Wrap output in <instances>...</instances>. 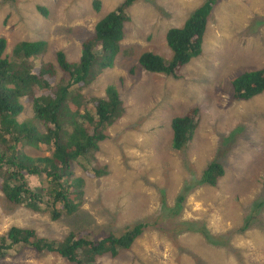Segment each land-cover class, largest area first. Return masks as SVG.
I'll return each mask as SVG.
<instances>
[{
    "label": "rangeland",
    "instance_id": "374dc122",
    "mask_svg": "<svg viewBox=\"0 0 264 264\" xmlns=\"http://www.w3.org/2000/svg\"><path fill=\"white\" fill-rule=\"evenodd\" d=\"M92 1L0 0V37L6 39L4 54H11L21 41L40 38L46 43L35 42L37 54L44 45L43 48L50 47L42 56L44 61L56 62L58 50H63L69 61L77 60L82 40L91 36L89 32L94 30L95 21L105 10L96 14ZM188 1L194 2L187 4L190 8L179 4L180 0H168L170 9H167L168 5L162 4V0H136L128 9L131 25L127 24L122 39L128 57L119 56L111 67L102 69L95 63L89 73L94 81L76 83L70 94L67 105L72 107L74 100L79 99L78 107L84 110L85 100L92 108L90 97L103 95L106 87L113 85L119 90L123 107L119 119L104 128L106 137L99 142L96 153L99 163L107 166V174L99 178L85 176L81 208L86 214L72 218V228L81 226L86 230L90 227L85 221L93 220L91 224H100L98 230H103L101 224L105 223L119 233L133 221L144 223L141 235L129 251L117 258L100 257L97 264H264V213L253 207L264 198V91L241 101L232 97L230 84L237 73L264 67V0L228 2L225 7L231 10L229 21L196 20L202 32L199 47L203 56L193 59L183 69V77L176 79L163 73L142 70L132 74L127 71L130 66L138 67L134 62L143 49H154L164 57L167 53L170 56L171 49L164 36L178 20L174 19L172 9L177 17L189 19L191 8L203 2ZM118 2L102 0L101 7H115ZM38 4L48 7L47 16L36 11ZM214 12H217L216 7ZM148 17L145 22L141 21ZM254 17L258 19L252 22ZM152 21L160 27L155 33ZM67 28L70 34L65 33ZM150 33L153 40H147ZM216 34L226 47L217 45ZM217 49L226 52L223 54ZM54 65L57 69L55 81L63 71ZM69 65L77 68L75 64ZM37 67L35 64L34 69ZM22 101L24 109L17 117L28 121L29 101L27 98ZM192 106L199 109L198 133L193 144L187 143V147L177 150L172 147L171 120ZM68 116L69 110L63 113V121ZM146 146H151L152 151ZM23 149L29 155L39 154L27 145ZM49 153L45 151L44 154ZM210 162L219 163L225 169L215 186L202 185L200 179ZM194 182L198 185L190 187ZM39 183L44 185L45 178L41 177ZM70 183L73 189L79 188L83 178L75 176ZM262 186V193L255 198ZM187 189L179 214H173L171 209L164 215L166 207L174 206L176 196ZM1 201L0 233L11 225L32 228L37 234L38 226L44 233L51 236L54 233L57 237L68 230L69 224L51 220L46 213L28 210L25 206L9 208ZM168 217L176 227L172 231L159 229L168 226L163 221ZM197 218L205 221L213 235L214 229L220 232L233 228L236 231L239 225L249 226L231 238L233 248L230 251L235 250L234 253L209 244L200 232H187L185 226ZM182 227L184 230L180 229ZM257 239L262 243H256ZM17 251L4 255L0 264H71L57 254L39 256L27 250L20 258Z\"/></svg>",
    "mask_w": 264,
    "mask_h": 264
},
{
    "label": "trees",
    "instance_id": "16d2710c",
    "mask_svg": "<svg viewBox=\"0 0 264 264\" xmlns=\"http://www.w3.org/2000/svg\"><path fill=\"white\" fill-rule=\"evenodd\" d=\"M134 1L121 0L114 10L102 16L94 27L95 39L91 34L88 39L82 40L80 55L75 61H69L63 50L56 52V62L44 61L42 56L45 45L41 49L42 52L37 54L38 48L35 44L46 43L40 38L35 41H21L15 49L13 48L11 54L6 55V39L0 37V201L3 200L2 204L9 205V208L25 206L28 210L47 212L50 219L62 220L71 226L69 228L68 225V230L60 237L52 233V238H38L32 228L11 225L7 231L0 233V259L7 253H12V247L13 252L30 247L35 249L39 256L46 252H55L71 264H97L100 257L117 258L124 255L141 235L144 223L140 220L133 221L130 227L119 233L112 231L105 223L101 224L103 230L100 231V224L90 223L94 222L93 220L85 221L86 226L91 228L85 232L72 228V218L86 214L81 208L85 176L99 178L107 174V166L99 163L96 153L99 150V142L106 137L104 128L119 119L123 107L122 99L113 85L107 86L103 95L90 97L92 108L88 106L89 102H86L85 98L84 110L78 107L79 99L74 100L72 107L67 105L76 83L94 81L95 78H89V73L95 63L102 69L111 67L119 52L128 57L125 49L119 44L123 32L122 26L119 30L117 24L121 25L123 20L130 19L126 9ZM213 3L214 0H205L192 10V16L183 28H170L166 32L165 39L172 52L169 59L155 51L144 50L138 57L139 66H130L128 71L135 74L146 69L179 78L181 65L201 52L199 44L202 41V32L200 33L196 20H205ZM101 4V0L92 1V6L97 11L100 10ZM36 8L45 16L49 13L44 5L38 4ZM257 19L258 17H254L252 22ZM113 21L116 24L107 28L108 23ZM68 30L70 29L67 28L66 31ZM93 43L98 44L100 49L95 48ZM35 64H38V67L34 69ZM54 64L63 71L55 81L57 69ZM69 64H75L77 68H70ZM230 84L233 88L232 97L237 100H248L254 95H259L264 91V67L239 72L231 78ZM20 98H27L29 101L31 118L28 121L19 120L17 117L24 107ZM68 110V119L63 121L62 115ZM195 113L196 110H191L188 114L171 120L173 148H184L192 139L196 126ZM25 145L33 147L36 150L34 153L39 154L29 155L23 149ZM45 151L50 153L45 155ZM76 171H82L84 174ZM69 174L71 177L66 176ZM224 174L222 165L210 162L200 175L202 185L215 186ZM75 176H81L83 184L73 189L70 179ZM41 177H45L44 185L30 187L31 182L38 181ZM194 185L198 183L194 182L190 187ZM262 188L263 186L255 198L262 193ZM187 192L188 189L181 191L175 198L174 206H167L163 214H169L171 209L173 214H179ZM253 207L263 214L264 198ZM107 220L111 222V219ZM163 221L168 226L159 229L172 231L176 227L169 217ZM152 226L156 228L154 223ZM185 227L191 233L200 232L209 244L234 253L235 250L230 251L233 248L231 238L245 230L239 225L236 231L233 228L220 232L214 229L213 235L205 226V221L200 218L194 219L191 225ZM180 229L184 230L183 227ZM172 236L171 233L170 237ZM257 240L256 243H262Z\"/></svg>",
    "mask_w": 264,
    "mask_h": 264
},
{
    "label": "clouds",
    "instance_id": "9594fccd",
    "mask_svg": "<svg viewBox=\"0 0 264 264\" xmlns=\"http://www.w3.org/2000/svg\"><path fill=\"white\" fill-rule=\"evenodd\" d=\"M13 1V0H12ZM100 1V0H99ZM102 1V0H101ZM121 0H119V2H120ZM205 0H203V2H204ZM230 1H232V0H225V1H223V0H214V3L212 4V7L210 8V10L207 12V14H206V19H208L210 22H219V21H229V15H230V13H231V10H229V9H227L226 7H225V4H227L228 2H230ZM118 2V3H119ZM135 2H136V0L126 9V13H127V16H128V14H129V8L133 5L134 6V4H135ZM202 2V3H203ZM194 3V2H193ZM193 3H190L188 0H180V3L179 4H184L186 7H191V5L189 6V5H187V4H193ZM201 3V4H202ZM138 4H141V3H138ZM162 4H167L168 5V7H167V9L169 8L170 9V6H169V4H168V0H162ZM228 5V4H227ZM46 8H47V10H49L48 9V7L46 6V5H44ZM117 6V5H116ZM115 6V7H116ZM215 6H216V10H217V12H214V9H215ZM115 7L114 6H110V5H106V6H103V7H101L100 8V10H95L94 8H93V6H92V8L94 9V11H95V13L97 14V13H100L103 9H105V10H107V11H105L104 10V13L102 14V15H100L97 19L98 20H96L95 21V23H94V25H93V27H95V25H96V23L101 19V18H103L102 16L103 15H106L107 14V12H110V11H112V10H114L115 9ZM164 7V5L162 6V8ZM196 7H198V6H196ZM196 7H194V8H191V10H194ZM36 8V7H35ZM166 8V7H165ZM36 11L40 14V15H43L40 11H38V9L36 8ZM172 13H174V19L175 18H178V20L177 21H175L174 22V26L173 27H169L167 30H166V32L170 29V28H183V26L185 25V23L187 22V20H188V18L186 19V17H177V13H176V11H175V9H172ZM157 14L159 15V16H161V17H167V16H164L163 14H161L160 12H157ZM130 15V14H129ZM170 15H172V14H169L168 16H170ZM129 18L131 19V15L129 16ZM129 19V21L128 20H123L122 21V23H121V25L120 24H117L118 25V28H119V30H120V28H121V26H122V32H123V37H124V35L126 34V29H127V24H129V22L131 21ZM147 19H149V17L148 18H145V19H143V20H141V21H143V22H145ZM155 21H157V20H155ZM155 21H152L151 22V25L153 26L152 28H153V33H155V32H157V31H159V29H160V27H159V25L155 22ZM113 23V24H112ZM116 24V22L114 23V21L113 22H110V23H108V25H107V28H110V27H113L114 25ZM134 24H137V23H134ZM129 25H131V24H129ZM166 32H165V34H166ZM66 34H70L71 32H70V30H68V31H66L65 32ZM89 33H91V34H93V36H94V30H92L91 32H89ZM150 35V39H148V36ZM93 38V37H92ZM164 38H165V36H164ZM215 38H216V41H217V45L218 46H222L223 48L224 47H226L225 45H224V40L222 39V38H220L219 37V34H216L215 35ZM107 39H108V37H107ZM123 39V38H122ZM122 39L119 41V44L121 45V47L123 48V49H125L123 46H124V44H122ZM147 40H153V37H152V35H151V33L150 34H148L147 35ZM165 41H166V39H165ZM202 42V41H201ZM154 43H155V46H156V42L154 41ZM166 43H167V41H166ZM93 45H94V47L95 48H98V49H100V47H98V46H96L94 43H93ZM167 45H168V43H167ZM169 46V45H168ZM47 50H50V47H46L45 48V50H44V52H46ZM144 50H149V51H155L154 49H143L142 51H144ZM217 50H219L220 52H222L223 54H225V50H220V49H217ZM142 51H140L139 52V55H140V53L142 52ZM156 52V51H155ZM132 54H133V52H132ZM171 54H172V52H171ZM171 54H170V56H171ZM139 55H138V57H139ZM119 56H121V58H122V54L119 52V54L117 55V57H115V59L117 60L118 59V57ZM128 56V55H127ZM170 56H168V53L166 54V59H169L170 58ZM201 56H203L202 54H201V52H200V54H198L197 56H194V57H192L191 58V60L189 61V62H187V63H184L183 65H181V67H180V70H179V72L181 73V76L180 77H183V69L184 68H186V67H188V65L191 63V61L194 59H197V58H200ZM138 57H137V59H136V62H134V64L135 65H137V66H139L138 65ZM120 58V59H121ZM119 59V60H120ZM118 60V61H119ZM204 60V57H203V59H202V61ZM205 60H207V56L205 57ZM213 66V65H212ZM129 68V67H128ZM128 71V70H127ZM144 72H150V71H147L146 69L145 70H143ZM128 73H130L129 71H128ZM154 73H157V72H154ZM163 74H165V73H163ZM166 75H169V76H172V75H170V74H166ZM173 77V76H172ZM179 77V78H180ZM174 78V77H173ZM179 78H176V79H179ZM232 87V86H231ZM117 88V87H116ZM117 91H118V93H119V90H118V88L116 89ZM254 96H256V95H254ZM253 96V97H254ZM253 97H251V98H253ZM251 98H249V99H251ZM22 99L23 98H20V101L21 102H23L22 101ZM248 99V100H249ZM193 108H195V109H193ZM23 109H24V107H23ZM191 110H196V113H195V123H196V126H195V131H194V134H193V137H192V139L188 142L189 144H193L192 143V140L194 139V137H195V134H197L198 132H197V129H198V127H197V124H198V116H199V109L197 108V107H194V106H192V107H189L181 116H183V115H185V114H188ZM30 116V118H31V115H29ZM174 117H179V115L178 114H176V116H174ZM173 117V118H174ZM29 118V119H30ZM172 118V119H173ZM22 121H24V120H22ZM26 121V120H25ZM170 122V121H169ZM197 132V133H196ZM186 145H187V143H186ZM187 147V146H186ZM148 151H152V149H151V146H146L145 147ZM177 150H180V149H177ZM199 155V154H198ZM200 156V155H199ZM222 177V176H221ZM45 178V177H44ZM30 187H40L41 185H40V183H39V180L38 181H33V182H31L30 184ZM0 192H1V190H0ZM2 193V192H1ZM75 200H77V199H75ZM42 213H46L47 215H48V213L47 212H42ZM50 218V217H49ZM52 220V219H51ZM206 224V223H205ZM249 226V225H248ZM248 226H243L244 228H247ZM208 227V226H207ZM36 228H37V231H38V238H52V236L49 234V233H44V231H42L38 226H36ZM209 228V227H208ZM78 229V231H83V232H85L86 230L84 229H82V227H80V228H77ZM76 229V230H77ZM187 232H190V230L189 231H187ZM186 233V232H185ZM27 250H29V251H32V252H35V249H33V248H30V247H25V248H23L19 253H20V255L19 256H21L20 258H22L23 257V252H26ZM13 253L14 252H12V253H8V255H13ZM47 253H50V254H57V253H55V252H46V254ZM22 254V255H21ZM57 255H59V254H57ZM60 256V255H59ZM65 259V258H64ZM66 260V259H65ZM68 261V260H67ZM69 262V261H68ZM70 263V262H69Z\"/></svg>",
    "mask_w": 264,
    "mask_h": 264
},
{
    "label": "bare ground",
    "instance_id": "6f19581e",
    "mask_svg": "<svg viewBox=\"0 0 264 264\" xmlns=\"http://www.w3.org/2000/svg\"><path fill=\"white\" fill-rule=\"evenodd\" d=\"M242 101V100H241Z\"/></svg>",
    "mask_w": 264,
    "mask_h": 264
}]
</instances>
